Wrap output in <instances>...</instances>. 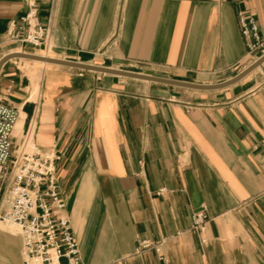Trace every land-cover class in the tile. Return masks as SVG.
Instances as JSON below:
<instances>
[{"label":"crops","instance_id":"1","mask_svg":"<svg viewBox=\"0 0 264 264\" xmlns=\"http://www.w3.org/2000/svg\"><path fill=\"white\" fill-rule=\"evenodd\" d=\"M38 4L46 43L20 46L6 37L25 1L0 0V57L46 51L215 84L262 55L248 53L239 12L252 14L264 37V0ZM0 100L18 109L13 150L28 132L59 156L83 264H162L143 240L162 242L167 264H264V61L227 87L195 89L15 57L0 67ZM203 205L199 233L192 216ZM6 237L0 264H23L21 236Z\"/></svg>","mask_w":264,"mask_h":264},{"label":"built area","instance_id":"2","mask_svg":"<svg viewBox=\"0 0 264 264\" xmlns=\"http://www.w3.org/2000/svg\"><path fill=\"white\" fill-rule=\"evenodd\" d=\"M26 9L18 25L11 22L6 41L20 46H44L49 27L38 20V0H24ZM241 34L252 56L264 53V37L255 17L239 12ZM18 109L0 100V218L13 223L19 230L23 264H83L79 242L70 219L64 214L66 202L57 180L59 156L39 150L32 136L26 137L17 151L13 150V131ZM207 207L203 205L192 216V228L203 233L207 224ZM206 239L202 238V243ZM162 242L147 240L140 248L154 247L162 264H167Z\"/></svg>","mask_w":264,"mask_h":264},{"label":"water","instance_id":"3","mask_svg":"<svg viewBox=\"0 0 264 264\" xmlns=\"http://www.w3.org/2000/svg\"><path fill=\"white\" fill-rule=\"evenodd\" d=\"M15 57H21V58H26V59H34V60H39L43 62H50V63H56V64H64L72 67H79L82 69H88V70H95V71H101V72H109L117 75H125L128 77L132 78H140V79H145L148 81H155V82H160L164 84H173L181 87H190V88H195V89H215V88H223L227 87L232 83H235L236 81L240 80L243 78L247 73L252 71L253 69L257 68L263 61H264V53L260 55L259 58L254 60L251 64H249L245 70L241 71L240 73L234 75L233 77H230L228 80H224L221 82H215V84H207V83H195L191 81H186V80H178L174 78H167L159 75H151L147 73H143L141 71H132V70H127V69H117V68H112V67H105L97 64H89L85 63L79 60H71V59H66V58H57V57H50L48 55H40L34 52H26V51H14V52H9L4 54L3 56L0 57V67L4 62L11 58Z\"/></svg>","mask_w":264,"mask_h":264},{"label":"rangeland","instance_id":"4","mask_svg":"<svg viewBox=\"0 0 264 264\" xmlns=\"http://www.w3.org/2000/svg\"><path fill=\"white\" fill-rule=\"evenodd\" d=\"M38 54L51 56V54L46 53V51L43 53L42 52L38 53ZM14 230H16V231H14ZM6 233H7V235H9L10 237H13L15 239H17L18 238L17 236L19 235V231L13 223H11L5 219L3 220L2 218H0V240L8 237V236L6 237Z\"/></svg>","mask_w":264,"mask_h":264},{"label":"bare ground","instance_id":"5","mask_svg":"<svg viewBox=\"0 0 264 264\" xmlns=\"http://www.w3.org/2000/svg\"><path fill=\"white\" fill-rule=\"evenodd\" d=\"M37 61H38V62H41L42 64L44 63V65H45V64L49 65V63H50V62H46V61H45V62H43V61H39V60H37ZM57 66H58V65H57ZM16 228H17V227H16ZM17 229H18V228H17ZM18 230H19V229H18Z\"/></svg>","mask_w":264,"mask_h":264}]
</instances>
